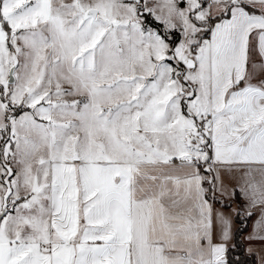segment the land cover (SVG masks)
I'll return each mask as SVG.
<instances>
[{
    "label": "snow or ice",
    "instance_id": "obj_1",
    "mask_svg": "<svg viewBox=\"0 0 264 264\" xmlns=\"http://www.w3.org/2000/svg\"><path fill=\"white\" fill-rule=\"evenodd\" d=\"M0 264H264V0H0Z\"/></svg>",
    "mask_w": 264,
    "mask_h": 264
}]
</instances>
